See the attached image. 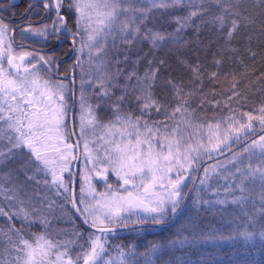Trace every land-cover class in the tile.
I'll return each mask as SVG.
<instances>
[{
  "label": "snow or ice",
  "instance_id": "6c2138e0",
  "mask_svg": "<svg viewBox=\"0 0 264 264\" xmlns=\"http://www.w3.org/2000/svg\"><path fill=\"white\" fill-rule=\"evenodd\" d=\"M258 3L264 5V0H258ZM53 6L56 17L51 31L48 25L26 27L21 31V37L27 38L26 34L31 33L46 40L50 35L67 32L72 37L74 51L83 54L87 49L89 71L84 72L79 55L72 65L73 69H81L79 136L76 137V144L69 142L76 132L67 131L68 85L63 80L51 79L55 57L39 55L37 59V54L33 52L16 51L7 35L11 25L0 19V196L4 201L0 204V217L10 222L7 232L2 233L7 239L4 252L0 253V264H81V261L83 264H100L108 252L106 236L115 226L146 222L161 225L170 214L175 216L186 195L183 190L188 187L187 180L193 181L192 191L197 193L193 205L210 204V201L199 197L195 181L199 178V185H206L217 169L222 167L221 163L204 166L203 176L200 177L193 176L192 172L203 166L205 157L211 160L217 153L223 154L233 139L238 142L241 136H247L254 130L256 121L264 129V105L255 115L251 112L238 115L231 108V101L240 99L236 81L226 90L231 94L226 97L224 106L229 108L230 115L207 123L196 117L197 108L221 104L220 100L209 99L202 90L203 72L199 63L186 65L192 73L193 87L186 89L181 82L173 79L166 81L175 101V106L169 107L153 93L159 71L158 67L152 66L153 60L148 61L149 68L140 76L135 68L127 72L120 68L119 57L111 58L109 54V38L112 39L113 48L117 47V38L125 45L147 41L152 48L160 47L169 38L179 43L181 33L192 27L194 19L203 17L213 6L218 12L210 20L202 19L201 24L210 22L217 25L219 30L227 26L226 36L230 41L239 30L241 21L246 22L244 27H248L251 21V17L245 15L248 9L241 0H69L68 8L76 14L75 32L68 28L66 17L61 14L64 0H43L45 9L51 10ZM182 7L186 8L185 13L172 17L176 24L173 32L165 33L147 27L146 21L153 11ZM31 8L30 4L27 11H31ZM261 15L264 16V8L261 9ZM195 27L198 33L200 25ZM77 37L80 42L78 49L75 48ZM6 40L9 41L7 44ZM127 60L128 56L125 55L124 62ZM139 60L138 57L134 63L138 64ZM215 63L219 68L222 62L216 60ZM84 75L89 76L90 85L99 88L96 105L87 101L83 87ZM122 75L126 81L124 85L119 84ZM218 77V71L210 74L214 82ZM118 87L122 89L121 95L113 100V90ZM130 95L139 104L140 115L122 109ZM197 98L199 103L194 108L192 105ZM104 100L109 102L113 110V116L107 122H102L96 112ZM152 109L157 114L163 113L164 119L153 120L150 114ZM241 116L247 117V121ZM96 129L101 130L98 136ZM89 130L96 137L94 141L87 138ZM80 141H83L85 170L80 172V206H77L75 199L73 206L83 217L84 224L95 231L89 234L87 246L79 245L80 250L75 251L77 240L59 241L50 238L48 228L51 221L43 215L33 219L32 213L36 209L30 212L23 207L26 201L20 197V192L27 181L39 183V173L45 177L51 176L50 182L44 180L45 184L58 185L67 192L68 185L63 173L70 172L72 161L79 159L74 153H78ZM90 143L97 146L90 147ZM101 150L103 155H100ZM257 150L262 163L256 167L252 166L250 160L247 165H243L242 153L233 152L228 160V163L236 165V172L231 174L233 179L237 173L240 177L236 188L241 195L234 197L232 202L246 206L253 195L251 192L245 194V183L249 179H258L261 185L258 212L264 217V136L253 140L244 148V153L251 157ZM4 168L8 170L4 172ZM20 173L25 177L24 181L19 180ZM109 173L115 175L119 188L114 189L107 182ZM94 178L105 182L104 192H97L93 187ZM48 207L51 208V203ZM256 214V211H245L244 224L227 237L222 234L184 236L167 243L152 244L141 255L147 257L146 264H151L152 256L159 261L166 250L190 245L198 239L238 238L251 241L258 235L264 241V222L259 223L257 229ZM13 219L21 221L20 227L11 223ZM37 222L42 230L26 234V228L31 229ZM74 235L79 238L81 233ZM131 255H134L131 248L127 253L123 248H118V258L110 257L105 264H135V261L127 259Z\"/></svg>",
  "mask_w": 264,
  "mask_h": 264
},
{
  "label": "trees",
  "instance_id": "16d2710c",
  "mask_svg": "<svg viewBox=\"0 0 264 264\" xmlns=\"http://www.w3.org/2000/svg\"><path fill=\"white\" fill-rule=\"evenodd\" d=\"M241 2L248 9L245 15L250 16L251 21L248 22V27H244L246 22L241 21L239 30L234 33L230 41L226 36L227 26L223 30H219L217 25L210 22L201 24L202 19L210 20V17L218 12V9L213 6L203 17L195 18L192 27L181 33L182 38L179 43L169 38L160 47L152 48L147 41H137L132 45L123 44L120 48L118 47L117 55H122L123 58L125 55L130 58L137 55V57L143 56L145 60H153L152 66L159 69V78L156 79V82L160 84V102L169 107H174L175 101L172 97V90L166 81L173 79L183 83L186 89L193 87L192 73L186 65L199 63L203 72L202 90L208 94L212 101H221L219 106L208 104L203 108H197L199 103L197 98L192 106L197 108L196 117L202 122L230 115L229 108L224 104L226 97L231 94L226 90L230 89L231 83L234 81L238 82L236 91L240 93V99L239 101L233 99L231 108L238 115L244 112L255 114L257 106L264 105V23H262L264 16L261 15L264 5L258 3V0H241ZM185 11L186 8L183 7L176 10L153 11L146 21L147 27L171 33L176 27L172 17L183 15ZM196 25H200L198 33ZM216 60L222 62L219 68L215 63ZM160 61L163 63L161 64ZM216 71L219 72V77L214 82L210 79V74ZM213 90L215 95H213ZM7 170V168L3 169L4 172ZM22 191L20 197L26 201L23 207L31 212L27 197L22 195ZM252 195L253 199L247 201L246 206L237 204V207H241L239 212H242L241 216L244 218V213L248 209L249 213L256 211L257 223L264 222V217H261L258 212L259 192L253 191ZM2 203H4L3 197L0 196V204ZM253 204L256 206L255 209ZM9 223L6 218L0 217V230H2L0 238L6 237L2 233L7 232ZM11 223H14L16 227L21 225V221L16 219H13ZM232 223L237 226L239 224L231 221L229 225L218 228L215 235L222 234L225 237L231 235L237 228L236 226L231 229L230 224ZM31 229L26 228V230ZM178 237L171 228L166 227L160 230L159 236L148 233L128 234L122 240L126 249L131 248L132 251L141 253L145 242L149 239L154 244H162L179 239ZM2 252H4V248L0 242V253ZM244 260L247 262L244 263ZM152 264H264V243L253 244L238 238L215 239L213 243L198 239L190 245H180L166 250L159 261L154 256Z\"/></svg>",
  "mask_w": 264,
  "mask_h": 264
},
{
  "label": "rangeland",
  "instance_id": "374dc122",
  "mask_svg": "<svg viewBox=\"0 0 264 264\" xmlns=\"http://www.w3.org/2000/svg\"><path fill=\"white\" fill-rule=\"evenodd\" d=\"M69 2V0H67ZM75 12V11H74ZM108 42H112V39L109 38ZM6 44V41H5ZM79 56H81V59L83 61V69L84 72L87 73L89 71V63H88V54L87 49H85L84 53H79ZM84 84L83 87L85 89V95L87 97L88 103L92 105H96L98 101V97L96 93L99 92L98 87H93L88 83L89 76L84 75L83 76ZM124 85V84H120ZM81 69H79V75H78V81H77V93L79 98V103L77 105L76 111L74 113L73 118V124H74V131L76 132V135L79 136V127H80V94H81ZM121 88H116L113 90V96L112 99L114 100L116 97H119L121 95ZM130 91V89H129ZM127 101H130L134 103V107L136 108V111L140 110L139 104L136 102L135 97L130 95L127 100L122 105V109L124 105H127ZM69 108V107H68ZM259 107L256 109V113L258 114ZM124 111H128L127 109ZM96 112L98 113L100 119L102 122H107L109 119L113 116V110L110 106L109 102L107 100H104L100 103V107L96 109ZM134 115H139L137 112H132ZM151 117L154 120L155 118V109L151 110ZM254 114V113H253ZM254 114V115H255ZM67 131H68V114H67ZM164 119V118H163ZM155 120H160L159 117ZM212 121V120H211ZM213 122V121H212ZM257 127L260 126L259 122L256 121L254 123ZM69 132V131H68ZM97 136L101 134L100 129H96ZM260 136H264V134L258 135L253 140H258ZM87 138L89 141H94L96 137L92 135V131L89 130L87 133ZM247 142L234 152L236 153H242L243 154V165H247L249 163V160L253 167H256L257 165H260L262 163L259 151L257 150L255 155H251L249 157L248 153H244V148L252 143V141ZM234 141V139L232 140ZM230 141L229 144L232 142ZM70 143L71 140L69 141ZM103 143L102 141L100 142ZM97 145L95 143H90V147L95 148ZM79 148H80V159H79V166L77 170V188L75 189V201L77 206L79 205V201L81 199V176L80 172L85 170V165L83 163L84 157V147H83V141L79 142ZM233 153V152H232ZM231 154L228 156L218 159L215 162L209 164V165H215L217 162H220L222 167L217 169V172L213 174L212 178L208 181V183L204 186L199 185V179L196 182V185L199 188L198 195L203 200L210 201L211 203L208 205H193V200L197 197L196 192H192L191 196L188 198L186 203L183 205L182 211L179 213L178 218L176 219L174 225L172 226L171 230L174 231V234L179 236L178 238H183L184 236H199L201 234L208 235L213 234L215 235V231L220 228L228 225L231 221L235 223H239L238 226H242L244 224L245 218L238 219L240 215V209L237 207L236 203H233L234 197H239L241 195L240 191L236 188V184L239 183V174H236V178L233 179L232 173L236 172V165L232 163H228V160L231 157ZM100 155H103V151L101 150ZM208 166V165H207ZM89 170L91 169V166H88ZM204 169V168H203ZM203 169L201 170L200 176H203ZM194 172V171H193ZM192 172V175H193ZM94 175V173H93ZM19 180L24 181L25 177L22 173L19 174ZM63 177L65 180V183L68 185V191L65 192L63 188H60L57 186H52L50 183L45 184L44 180L47 179L49 182L51 181V176L45 177L43 173L37 174V180L40 182L37 183L35 180L27 181L24 185L22 195L27 197H31V209L34 207L37 210L38 216H47V218L51 221V225L48 228V232L50 233V238L53 240H77L78 243L75 247V251H79V245H85L87 246L88 240H89V234L93 233L94 231H87L85 229H82L75 221L73 212L70 211V183L72 179V163L70 165V172L63 173ZM108 183L113 185L114 189L119 188V183L117 181V178L115 175L109 173L108 174ZM190 180H187V185L189 184ZM93 187L96 188L97 192H104L106 190V184L103 180H100L98 178H94L92 181ZM187 188H184V193L187 191ZM246 193L258 191L260 193L261 191V185L259 180L252 181L249 179L245 183ZM239 192V193H238ZM59 193V194H57ZM85 198L87 200V191L84 193ZM217 201H226V203H217ZM51 203V208L48 207V205ZM169 217V216H168ZM36 217H33L35 219ZM133 219H135L133 217ZM53 224V225H52ZM230 226H237L230 224ZM237 226V227H238ZM257 229L259 228V223L256 224ZM42 230L41 225L39 222L35 223V225L32 227L31 230L26 231V234L29 232L35 233L40 232ZM66 230V231H61ZM142 230V229H141ZM81 233V236L77 238L74 233ZM59 233V234H58ZM99 234V233H97ZM117 233L114 236H118ZM121 235V234H120ZM111 235L107 234L106 240V248L108 250L107 255L104 256V259L102 260L101 264H105L106 261L110 257H117L118 258V248H123L125 253L129 251V249H126L124 246V242L122 239L118 240H111ZM149 239L147 242H145V247L143 250H141V253H136L135 251H132L134 255L128 256V260L135 261V264H146L147 257L141 255L142 253H145L146 250L150 248V245L154 244L153 241H150ZM210 242H214V240H209ZM249 243L253 244H262L264 241H261L259 239V236L257 235L253 240L247 241ZM158 243L157 245H159ZM153 257L151 258V264L153 262ZM247 262L244 260V263ZM81 264L83 262L81 261Z\"/></svg>",
  "mask_w": 264,
  "mask_h": 264
},
{
  "label": "flooded vegetation",
  "instance_id": "af4514ba",
  "mask_svg": "<svg viewBox=\"0 0 264 264\" xmlns=\"http://www.w3.org/2000/svg\"><path fill=\"white\" fill-rule=\"evenodd\" d=\"M32 5L31 11H27L29 5ZM61 14L66 17V14L61 9ZM56 17V12L54 6L51 10H47L43 7V0H0V19L5 23L11 25L9 32L20 33L26 27L39 28L44 25L49 26V31H51V25ZM68 24V20L66 17ZM27 33V38H22L24 41H28L31 45V49H37L44 53L46 56H54L57 60L60 54L61 48L64 46L61 42L60 46L56 50H50L52 47L63 37V32L59 35H50L46 40L43 37L35 36ZM21 40V39H19ZM56 40V42H54ZM62 45V46H61Z\"/></svg>",
  "mask_w": 264,
  "mask_h": 264
},
{
  "label": "water",
  "instance_id": "95a60500",
  "mask_svg": "<svg viewBox=\"0 0 264 264\" xmlns=\"http://www.w3.org/2000/svg\"><path fill=\"white\" fill-rule=\"evenodd\" d=\"M261 130H264V129H261ZM259 132V131H258ZM258 132H256L255 134H257ZM254 134V135H255ZM253 136V135H252ZM247 140V139H246ZM245 140H243L242 142H240V143H238L236 146H238V145H240V144H242L243 142H244ZM228 151H226V152H223V154H219L218 156H222V155H224L225 153H227ZM218 156H216V157H218ZM86 225V224H85ZM86 226H88V225H86ZM89 227V226H88ZM90 228V227H89ZM120 228H122V226H115L114 227V229L113 230H115V229H120ZM92 229V228H91ZM94 230V229H93Z\"/></svg>",
  "mask_w": 264,
  "mask_h": 264
}]
</instances>
